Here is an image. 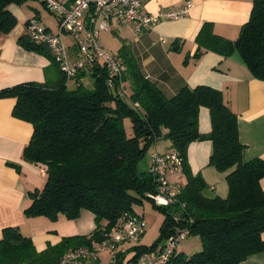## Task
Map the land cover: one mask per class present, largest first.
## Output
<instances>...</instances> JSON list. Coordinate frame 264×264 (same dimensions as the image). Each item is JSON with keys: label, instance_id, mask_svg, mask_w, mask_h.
I'll use <instances>...</instances> for the list:
<instances>
[{"label": "trees", "instance_id": "trees-1", "mask_svg": "<svg viewBox=\"0 0 264 264\" xmlns=\"http://www.w3.org/2000/svg\"><path fill=\"white\" fill-rule=\"evenodd\" d=\"M25 1L0 0L1 33H9L16 23L8 5ZM195 41V58L205 51L228 56L236 50L253 78L264 81V0L252 1L249 19L234 41L214 35L208 23L202 25ZM18 43L49 57L51 69L57 71L53 81L25 82L0 90V98L15 99L12 115L32 126L22 159L45 168V183L28 192L31 202L24 214L52 221L62 215L71 220L84 209L93 214L95 228L88 235L63 237L40 251L17 227L4 228L0 264H58L68 249L92 246L117 218L136 214L132 206L143 200H150L163 213V220L158 239L149 246H135L136 256L185 228L188 235L199 237L201 250L191 255L175 251L165 264H240L264 251V190L259 184L264 161H242L237 116L220 90L183 86L167 97L143 75L128 48L120 50L123 69L118 77L96 63L77 73L69 88L46 46L34 43L27 34ZM84 73L89 74L90 87L81 82ZM200 107L209 110L207 134L198 130ZM125 120L130 123V135ZM157 139L168 140L171 151L180 156L186 180L167 206L152 201L149 195L156 193L157 180L148 170L138 169ZM202 140L212 145L209 165L225 173V197L207 195L205 180L189 168L187 147Z\"/></svg>", "mask_w": 264, "mask_h": 264}, {"label": "crops", "instance_id": "crops-1", "mask_svg": "<svg viewBox=\"0 0 264 264\" xmlns=\"http://www.w3.org/2000/svg\"><path fill=\"white\" fill-rule=\"evenodd\" d=\"M186 1L145 0L142 12L156 14L162 9L178 8ZM189 1L192 6L187 15L176 20H162L140 31H135L132 24L110 20L107 29L100 32L99 40L118 56L120 50L128 48L139 62L143 75L167 97H172L183 86L206 85L220 90L223 100L237 116L239 141L244 146L242 161L253 158L264 161V81L253 78L236 50L228 56L205 51L198 58L194 57L198 47L195 38L204 23L210 24L214 35L234 41L242 25L249 19L253 0ZM40 8L45 11L42 0H27L20 5L10 4L7 7L16 23L9 33L0 32V90L25 82L53 81L56 77L57 71L51 69L49 57L27 50L18 43V38L27 34L26 24L32 17L51 33L58 32L57 18L49 12L43 14ZM63 40L71 58H75L72 39L64 34ZM81 82L90 87L88 73H84ZM73 86L72 82H68L69 88ZM14 104V98H0V238L4 228L17 227L40 251L48 244L58 243L63 237L90 234L95 228L94 216L84 209L78 218L71 220L62 215L55 221L44 216H25L24 210L31 202L28 192L41 189L46 176L43 166L22 159L32 126L12 115ZM124 124L125 130L130 128L127 120ZM198 130L202 134L210 131L209 110L205 107H200L198 111ZM126 132L128 134L130 131ZM211 148L209 140L189 143L187 162L193 174L202 175L207 184V195H218L215 193L216 185L220 184L221 190H227V185L225 173L217 172L208 163ZM150 150V154L152 150L162 153L170 151V142L157 139ZM149 165L150 159L140 171H147ZM168 180L177 190L179 185L185 184L182 173L170 174ZM259 184L264 190V177ZM226 194L227 191L225 195L218 196L225 197ZM100 260L105 264L108 255L102 253ZM240 264H264V251L250 255Z\"/></svg>", "mask_w": 264, "mask_h": 264}, {"label": "built area", "instance_id": "built-area-1", "mask_svg": "<svg viewBox=\"0 0 264 264\" xmlns=\"http://www.w3.org/2000/svg\"><path fill=\"white\" fill-rule=\"evenodd\" d=\"M145 0H42L45 8L58 20V32L51 33L35 17L27 21V35L36 44L46 46L67 82L75 80L80 71L96 63L102 64L110 76L118 77L122 71L121 61L116 54L108 52L99 41L100 32L106 30L108 22L115 20L120 24H132L135 31L148 29L162 20H176L189 12L192 3L169 10H159L156 14L142 12ZM68 35L76 50L71 58L63 40ZM110 84V81H109ZM148 171L157 180V191L149 195L158 206H167L175 200L178 190L168 180L170 174L180 175L181 158L174 151L158 152L152 150ZM146 219L138 214H124L117 218L108 229L103 230L101 240L90 247L68 249L58 264H104L102 253L108 255L105 264H165L181 239L188 235L182 229L169 236L163 245L136 256L134 247L145 232Z\"/></svg>", "mask_w": 264, "mask_h": 264}, {"label": "rangeland", "instance_id": "rangeland-1", "mask_svg": "<svg viewBox=\"0 0 264 264\" xmlns=\"http://www.w3.org/2000/svg\"><path fill=\"white\" fill-rule=\"evenodd\" d=\"M40 10H41V12L43 14H46V15L50 13L49 11H47L46 8L44 9L45 11H43L42 8H40ZM100 39H101V36H100ZM99 41L102 44L101 40H99ZM103 46L105 47V49L108 52H110L112 54H115L112 50H110L112 48H110L108 46H105V45H103ZM126 130L130 131L128 133L130 135L131 129L128 127V129H126ZM150 151L151 150L149 148L147 150L146 154L144 155V157L140 160V163L138 165V169L139 170H141L143 167H145V165L149 161V159H150ZM185 182H186V180H185ZM181 186H183V184L179 185V187H181ZM226 191L227 190H224V188L221 190L220 184L216 185V192L215 193H217L218 195H221V196L225 195ZM205 193L208 194L206 191H205ZM220 193H223V194H220ZM132 209H133L134 212L143 214L144 218L147 221L146 232L140 238V242L139 243L140 244L142 243L145 246H149L152 243H154L159 237V228H160V225H161L162 220H163V213L159 209L154 207L153 203L150 200H143L142 204H134L132 206ZM140 214H138V215H140ZM164 242H165V240H162L161 242H159L160 243L159 246L163 245ZM200 250H201L200 239H199V237L197 235H193V234H191V235L189 234L186 237H184L183 239H181L179 244H178V246H177V248H176V252H181V253H183L185 255H191V254L196 253V252H198ZM103 254H106V253H103Z\"/></svg>", "mask_w": 264, "mask_h": 264}]
</instances>
